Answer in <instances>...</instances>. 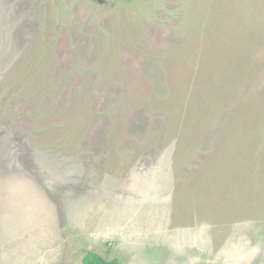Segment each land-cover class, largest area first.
I'll use <instances>...</instances> for the list:
<instances>
[{
	"label": "rangeland",
	"instance_id": "rangeland-1",
	"mask_svg": "<svg viewBox=\"0 0 264 264\" xmlns=\"http://www.w3.org/2000/svg\"><path fill=\"white\" fill-rule=\"evenodd\" d=\"M264 264V0H0V264Z\"/></svg>",
	"mask_w": 264,
	"mask_h": 264
},
{
	"label": "trees",
	"instance_id": "trees-1",
	"mask_svg": "<svg viewBox=\"0 0 264 264\" xmlns=\"http://www.w3.org/2000/svg\"><path fill=\"white\" fill-rule=\"evenodd\" d=\"M82 264H119L117 259H106L97 253L86 252L82 257Z\"/></svg>",
	"mask_w": 264,
	"mask_h": 264
}]
</instances>
